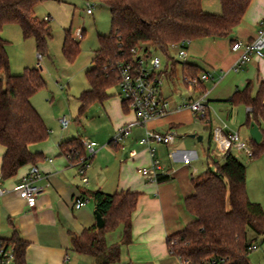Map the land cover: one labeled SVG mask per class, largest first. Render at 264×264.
Listing matches in <instances>:
<instances>
[{"label":"trees","instance_id":"1","mask_svg":"<svg viewBox=\"0 0 264 264\" xmlns=\"http://www.w3.org/2000/svg\"><path fill=\"white\" fill-rule=\"evenodd\" d=\"M65 0H0V31L6 24H16L23 39L32 38L37 54L47 52L51 30L47 21L32 13L37 3ZM108 8L110 31L97 34L98 47L93 52L91 66L84 72L88 88L77 97L78 113L82 114L95 101L108 97L107 90L116 85L115 65L130 59V49L144 45L164 55L173 67L178 61L170 56L171 43L206 37H225L241 21L251 0H219L220 13L202 10L201 0H97ZM82 29L79 37L82 38ZM7 41L0 36V145L4 153L0 164L2 179L13 176L17 169L35 161L28 145L48 136L40 115L32 107L30 97L45 86L40 72L24 68L10 72L5 50ZM61 53L71 62L79 53V40L69 29L64 30ZM182 74L196 76L190 64L179 62ZM264 81L251 95L250 84L236 89L226 100L231 105H243L249 110L245 125H257L259 143H251L252 158L264 155ZM206 111V120L209 119ZM207 122V121H206ZM209 140L211 124L208 120ZM111 143V142H110ZM62 155L70 160L85 157L82 142L72 138L59 143ZM215 169H206L192 179L193 193L184 199L193 220L166 238L167 249L184 263L205 259H221L224 264H249L250 246L258 236L264 239V211L246 193V166L231 154H226ZM159 181L161 179L159 178ZM94 210L103 219L100 228L92 225L70 239L71 251L93 258V264H130L119 262L120 246L130 240V216L137 193L121 191L106 194L99 190L89 193ZM122 226L119 241L107 243L106 234ZM14 246L15 263L25 264L26 243L15 234L8 240Z\"/></svg>","mask_w":264,"mask_h":264},{"label":"crops","instance_id":"2","mask_svg":"<svg viewBox=\"0 0 264 264\" xmlns=\"http://www.w3.org/2000/svg\"><path fill=\"white\" fill-rule=\"evenodd\" d=\"M201 8L208 13H220L219 0H201ZM259 28H264V0H251L241 21L228 36L191 41L185 59L181 62L194 66L198 74L202 71L210 72L212 79L194 91L184 84L188 95L182 102L189 101L198 91L205 89L207 105L215 102L231 108L234 105L226 100L236 89H242L247 83L250 84L251 95H254L258 84L264 81V59L251 56L239 70L233 71L232 66L239 52L232 51L230 46L236 41H251ZM170 64L168 60L164 64L166 77L175 75L177 65L183 75L179 62L173 67ZM87 88L84 87L83 91ZM111 88L107 90L106 99L91 103L82 114L78 113L77 108V123L85 125L80 133L78 125L74 126L76 123L70 124V121L66 128H61L58 122L60 116L53 109L49 112L39 111L33 99L34 94L30 97L29 101L40 115L48 136L43 141L28 145L29 152L37 156L35 161L18 168L13 176L0 180V188L3 190L0 193V239L9 240L15 234L25 241V264H92V258L71 251L70 239L95 225L94 205L89 193L96 190L106 194L121 191L137 193L136 205L130 216V240L120 246V263L184 264L169 253L166 238L193 220L184 206V199L193 193L192 179L210 168L209 148L196 149L182 138H174L171 145L155 144L154 157L162 167L161 172L156 181L144 179L137 169L149 166L151 158L147 149L138 143V139L145 129L180 131L181 127L191 124L188 117L179 114L188 109L174 110L180 101L173 100L161 90L163 97L169 101L170 112L164 117L139 124L118 88L116 93H111ZM246 114L245 107V121ZM123 125L130 126L129 135L119 144L112 143L115 130ZM214 127L211 125V129ZM231 131L222 128L224 134ZM236 132L239 136L238 130ZM72 138L90 140L97 144L85 168L86 182L81 181L77 166L62 155L59 148L60 142ZM210 141L213 142L212 138ZM4 150L0 145V164ZM236 152L233 155L230 148V154L245 165L238 159V155L241 153L248 157L240 150ZM31 165H35L41 175L37 183L45 186L33 209L28 208L18 193L22 178ZM78 196L84 203L75 208L74 202ZM116 229L106 234L107 243L120 240L122 226ZM115 231L117 234L113 238L111 235Z\"/></svg>","mask_w":264,"mask_h":264},{"label":"rangeland","instance_id":"3","mask_svg":"<svg viewBox=\"0 0 264 264\" xmlns=\"http://www.w3.org/2000/svg\"><path fill=\"white\" fill-rule=\"evenodd\" d=\"M86 2L91 5V15L85 12ZM33 13L38 20H42L48 15L50 19L47 23L51 30L47 52L39 60L41 67L39 72L45 81V86L34 94L33 99L36 101L39 111L49 112L53 109L60 117L68 118L70 124L76 123L74 126L78 125V132L80 133L85 129V125L82 122L80 125L77 123L76 116H78L77 108L79 104L77 97L84 87H88L84 72L91 64L93 52L98 47L97 34L107 35L110 31L108 8L97 0H65L60 3L45 1L37 3L34 6ZM66 29H69L71 35L79 40V53L71 62L67 61L61 53L62 39ZM82 29L84 34L80 38L79 35ZM0 36L5 37L7 40L6 52L11 73L17 74L22 72L23 68L36 67L38 59L34 40L32 38L23 39L16 24H6L1 28ZM155 54L159 57L162 67H164L167 60L169 63V59L164 55L158 52H155ZM170 56L175 61H182L177 58L175 51H171ZM162 90L169 94L173 100L180 101L179 104L187 102L186 100L182 102V99L187 98L188 91L182 81L178 65L173 77L168 78L164 75ZM110 91L116 93L117 87L113 86ZM217 104L223 103L209 102L207 106H209L210 115L209 119L205 121L195 118L190 110L180 111V116L188 117V122L190 121L191 124L181 127V132L179 130L175 131L176 139L182 138L194 145L196 149L209 148L210 157L208 161H210L211 169H215V162L222 163L223 155L209 140L208 120L213 127L216 125V127L234 132L238 130L240 140L251 146L248 130L244 125L245 107L239 104L230 108L228 105ZM190 135L195 136L190 137ZM198 137H201V140H198ZM231 152L233 155L237 154L233 146ZM238 159L246 165L245 187L248 198L253 202L260 203L264 210V155L256 158H246L240 153ZM116 230L118 231V229ZM117 231L112 233L113 238ZM254 243L257 247L248 253L249 264H264L263 237L258 236ZM86 257L92 258L90 256Z\"/></svg>","mask_w":264,"mask_h":264},{"label":"built area","instance_id":"4","mask_svg":"<svg viewBox=\"0 0 264 264\" xmlns=\"http://www.w3.org/2000/svg\"><path fill=\"white\" fill-rule=\"evenodd\" d=\"M86 14H91V5L86 2ZM44 21L49 17L45 16ZM189 40H183L171 43L169 48L175 51L179 60H184ZM232 51H238L239 55L232 66V70L237 71L247 61L249 57H258L264 59V28H259L256 36L249 42L242 43L236 41L231 44ZM38 62L36 69L41 70L39 60L41 55L37 54ZM116 86L123 101L133 112L136 122L145 124L146 122L158 119L167 115L171 108L169 101L161 93L164 67L154 51L147 49L144 45H135L130 49V59L119 61L115 65ZM212 79L210 72L202 71L196 76L182 75V81L190 90H196L204 82ZM61 89V86H60ZM207 91L205 89L198 91L197 95L185 103L178 104L174 110L188 109L193 116L199 120H206V111L208 109L206 101ZM249 109L247 108V111ZM61 128H66L69 120L62 116L58 119ZM130 133V126L123 125L118 127L111 139L114 144L121 143ZM175 138V132L168 130L158 132L145 129L138 143L144 146L151 158L149 166H143L137 169L138 173L148 181H156L158 174L161 172V165L154 157L155 144L171 145ZM211 138L215 148L222 153L223 158L230 154V148L233 146L236 150L244 152L248 158H252V149L244 141H241L237 132L231 131L227 134L222 132L221 127H214L211 130ZM85 150V157L76 158L73 161L66 155L68 160L77 166V171L82 182H86L84 176L85 168L89 164L91 156L95 152L97 144L94 141H81ZM41 175L35 165H31L27 174L22 178L18 188L19 196L26 202L29 209H33L37 198L44 192L45 186L38 184ZM1 180V177H0ZM3 190L0 188V193ZM80 196L75 198L74 207L79 208L83 205ZM256 244L250 246L251 250L256 249ZM68 257L65 256V260ZM184 263V262H183ZM0 264H16L14 246L8 240L0 239ZM193 264V263H184ZM195 264H224L221 259H205Z\"/></svg>","mask_w":264,"mask_h":264},{"label":"water","instance_id":"5","mask_svg":"<svg viewBox=\"0 0 264 264\" xmlns=\"http://www.w3.org/2000/svg\"><path fill=\"white\" fill-rule=\"evenodd\" d=\"M248 134L249 138L253 143H259L261 140V132L259 131L257 125L253 122H250L248 126ZM190 137H194V135H190ZM199 139V137H198ZM94 216H95V226L100 228L104 225L103 219L100 216V214L94 210Z\"/></svg>","mask_w":264,"mask_h":264}]
</instances>
